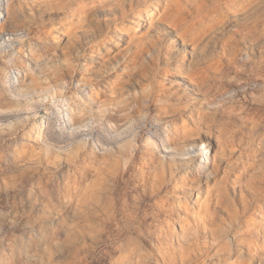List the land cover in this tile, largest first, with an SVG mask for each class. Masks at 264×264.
Wrapping results in <instances>:
<instances>
[{
  "label": "rangeland",
  "instance_id": "rangeland-1",
  "mask_svg": "<svg viewBox=\"0 0 264 264\" xmlns=\"http://www.w3.org/2000/svg\"><path fill=\"white\" fill-rule=\"evenodd\" d=\"M0 264H264V0H0Z\"/></svg>",
  "mask_w": 264,
  "mask_h": 264
}]
</instances>
